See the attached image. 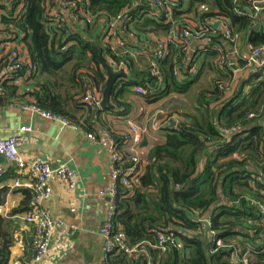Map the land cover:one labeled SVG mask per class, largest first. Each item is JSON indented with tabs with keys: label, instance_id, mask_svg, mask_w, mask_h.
Masks as SVG:
<instances>
[{
	"label": "trees",
	"instance_id": "obj_1",
	"mask_svg": "<svg viewBox=\"0 0 264 264\" xmlns=\"http://www.w3.org/2000/svg\"><path fill=\"white\" fill-rule=\"evenodd\" d=\"M9 1L12 8L22 3L26 9L24 14L20 13L12 19L2 17V20L8 21L16 34H24L21 41L25 43L29 53L31 76L37 77L33 90L24 92L23 96L31 98L27 100L28 103L61 114L80 126L86 124L90 115L98 116L101 111L125 107L119 93L114 94L121 78L113 85L110 96L112 108L101 110L82 102L86 89L96 85L101 91L107 82L106 71L93 46L94 42L98 45L97 38L89 27L91 25L84 20L87 17H79L86 23L84 30L73 31L65 23H57L44 17V0ZM147 2L148 0H89L85 10L94 24L99 18H112L126 11L129 22L136 24L134 28L137 29L140 18L149 12ZM186 2V11L180 10L184 0L175 2V18L183 12L197 11L203 6L208 9L198 13L202 23L207 19H225L229 22L233 36L250 29L253 17L243 9L246 1ZM3 7L0 5V8ZM162 21L163 16L153 19L148 17L139 26L169 34L170 25ZM204 29L208 35L218 33L211 25ZM219 38L221 36L216 37L218 40ZM252 43L255 48L264 46V31L257 34ZM106 47L97 46L103 59L107 61V55L116 62L122 59L126 65L125 80L122 83L142 85L148 91L143 95L146 98L164 97L171 92L188 96L191 86L196 82L197 77L181 80L172 75L177 62L184 66L182 73L187 69L186 52L181 45L176 44L173 56L169 57L166 53L164 58L153 60L159 75L152 73L150 63L142 65L144 69H138L128 53L113 50L108 44ZM207 56L212 59L210 65L206 64L207 68L210 66L218 76L208 90L197 91L193 109L181 112L174 125L163 127L166 132L165 140L153 145L141 160V172L132 187L118 188L115 229L124 236L128 246L145 244L150 247V264H230V250L223 247L212 251L213 243L204 235L209 226L198 222L199 219L210 211V229L229 241L238 235L249 239L242 230L247 221L259 218L250 199L264 198V194L260 195L258 190L260 188L264 191V125L258 123V111L264 102V75L254 72V77L262 80L250 90L248 97H242V93L236 91L227 98L230 83L227 77L231 75V71L217 65L220 59L217 50H208ZM159 80L163 85L160 89ZM9 83L11 82L7 79L0 84V91L3 93L0 95L5 96V100L14 97L17 90L15 85ZM71 100L74 108H85V115L74 118L69 114L67 106ZM225 130L232 132L231 139L225 138ZM113 135L111 136L115 139L118 150L123 153L125 164L128 153L119 149L118 144L121 142ZM235 155H241V159H236ZM253 175H261L262 181H257ZM5 225L6 221L0 215V264H7V254L12 244ZM189 230L193 233L186 232ZM154 231L174 235L181 246L176 244L164 254L160 253L151 247L156 242ZM108 263L149 264L144 256L129 255L125 250L115 252L103 262ZM256 264H264V252L258 255Z\"/></svg>",
	"mask_w": 264,
	"mask_h": 264
},
{
	"label": "crops",
	"instance_id": "obj_2",
	"mask_svg": "<svg viewBox=\"0 0 264 264\" xmlns=\"http://www.w3.org/2000/svg\"><path fill=\"white\" fill-rule=\"evenodd\" d=\"M184 2L180 8L181 11L187 9L188 4L186 0ZM43 4L45 9L56 10L55 12L61 17L59 23H65L73 31H83L86 25L85 20L91 25L89 27L92 28L97 38L98 45L94 42L96 46L107 48L102 39L104 18H99V21L94 24L90 15L83 20L79 18V15H74L62 8L61 0H44ZM0 5L4 6L0 8V28L12 30L13 33H16L8 21L3 22L2 17L12 19L20 13L24 14L26 9H24L22 3H19L16 8H12L9 0H0ZM204 9L208 8L201 6L197 11L192 10L181 13L178 18L173 16L175 8L172 9V21H166L165 19L163 21L164 24L171 27L169 34H165L160 30L157 32L152 31L149 27L143 29L139 26L141 23L143 24L145 18H155L150 12L140 18L137 29L134 28L136 24L132 22H129L128 27L122 31L119 25L120 36L127 44L128 55L136 64V68L144 69L142 65L152 61L156 42L169 38L172 30L181 27H188L195 31L199 30L200 18L198 13L203 12ZM260 16L261 19L254 17L251 23L256 25L260 23L263 28L261 30L260 28H257V30L249 29L237 33L234 42L229 41L224 36L220 27L213 28L218 32L216 34L208 35L201 31V35H194L191 38L185 58L187 69L184 72L185 74L181 73L179 77L181 80H190L197 77L196 82L188 92V96L171 92L164 97L146 98L135 92V84H123L125 76L120 77L122 80L118 81L114 94L119 93L120 98L126 104L125 107L120 110L101 111L98 116L90 115L86 124L79 126L78 129H72L60 122L24 113L20 105L31 99L23 96L24 92L33 90L37 77L32 78L31 76L9 83L15 85L17 90L14 97L8 100H5V96H1L3 93L0 95V136L7 138L20 135V127L29 126L31 131L26 133L27 141L19 147V152L23 158L27 161L37 158L43 159L52 168H56L61 164H68L78 172L79 180L77 187L69 193L66 192L64 185L58 179L52 180V192L40 205L48 209L53 217L60 218L63 225L53 231L46 259L34 263L32 262L34 226L24 219L33 206L38 203L34 196L32 182L25 173L17 170L14 162L6 159L0 161V167L5 169L4 174L0 177V215L6 221L5 229L12 239L7 264H103L100 226L105 212L106 199L102 198L99 192L110 183L111 164L108 139L115 134V137H118L117 139L121 142L120 145L118 144L119 149L124 150L131 136L128 122H132L140 130H144L137 147L141 160H143L149 149L156 143L164 141L166 136L163 127L159 130L151 128L150 116L156 110L162 109L165 111V117L171 119L174 125V123H177L181 112L193 109L197 91L201 89L208 90L212 81L218 76L215 70H212L210 66L209 68L206 66L207 63L210 65L212 61L207 56L208 50H217L220 55H223L230 62L234 60L233 65L237 67L236 70L232 66L228 67L231 75L227 77L228 83L230 81L227 88V98L236 91L241 92L242 97H248L250 90L262 80V78L254 77V63L251 61V59L264 60V46H261L263 49L258 55L253 54L255 46L252 40L257 34H262V31H264V25L261 21L262 15L260 14ZM213 21H218V19ZM0 33H2V30ZM22 35L24 34L17 33L15 41L9 44H5L6 41L0 36V60L6 55L8 49L13 46L18 47L21 55L30 60L25 43L21 41ZM220 36L219 40L216 39ZM176 44L178 45L174 41H169L167 46L169 57L174 55ZM106 57L108 58V55ZM112 68L116 72L122 71L120 68ZM199 72H201L200 75ZM4 73V70L0 68V78ZM105 75L108 79L106 72ZM102 91H100L101 95ZM109 102L113 105L111 98ZM67 111L74 118L85 115V108L82 106L74 108L72 100L67 106ZM258 112L260 113L258 123L264 125V102ZM89 134H92L94 139L89 138ZM231 136L232 132L225 138L229 140ZM15 181H18L19 185L15 186ZM209 213L210 211L204 213L201 218L202 221L209 220ZM202 224L205 223L202 222ZM186 232L193 233L190 230ZM204 235L209 239V230L205 231ZM178 246H181L179 241ZM145 248L147 254L129 253V255L136 254V257L142 255L150 264L152 256L148 251L149 248L146 246ZM116 255L117 253L112 257Z\"/></svg>",
	"mask_w": 264,
	"mask_h": 264
},
{
	"label": "built area",
	"instance_id": "obj_3",
	"mask_svg": "<svg viewBox=\"0 0 264 264\" xmlns=\"http://www.w3.org/2000/svg\"><path fill=\"white\" fill-rule=\"evenodd\" d=\"M176 1L177 0H148L147 6L149 7V12L153 17L158 18L159 16H163L166 21H172L171 11L175 6ZM88 4L89 0H61L62 8L72 12L74 15H83L84 17H89V14L85 10V7H87ZM245 7H249L251 9L253 18L261 14V21L264 25V0H247L244 3L243 9H245ZM45 11L46 13L44 15L48 16H46V18L57 23L60 22L61 17L57 12H55L56 10L52 9V11H50L49 9H45ZM125 13L126 11L112 18H104L105 20L102 25V39L105 44H108L113 50H120L122 53H128L125 41L119 36V25L121 27V31L128 27L129 19ZM218 21L219 27L222 29L224 36L229 39V41L234 42L236 35L233 36L229 22L225 19H219ZM214 22L215 21L212 19H207L205 23L200 22L199 30L197 31L188 27H181L177 30H172L169 38L157 41L155 50L153 51L152 61L150 62L152 73L155 75L160 74L156 63L153 60L165 57L169 41L178 43V45L183 47V50L187 51L191 38L194 35H201V31L206 33L204 27L211 25L213 28ZM1 30L2 33H0V36L3 37L4 41H6L5 44L15 41L16 33H13L12 30H5L3 28H0V31ZM262 49V47L255 48L253 54L258 55ZM251 61L254 63V72H259L264 75V60L259 61L251 59ZM0 63L2 64V70L5 72L0 78V84L7 79L10 82H15L23 78L31 77L32 64L30 63V60L25 59L24 56L21 55L18 47L13 46L9 48L6 55L1 58ZM107 63L111 67L120 68L123 72L126 71V65L122 59L119 60V62H116L111 57H108ZM217 65L222 69H225L231 66V62L223 55H220ZM183 67L182 63L177 62L173 68L172 75L174 77H180L182 70L184 69ZM162 86L163 85L159 80L158 88L160 89ZM134 90L140 95H146L148 93L147 89H145L142 85H135ZM100 101L101 92L99 88L95 86L86 90L84 96L82 97L83 103L97 108H100ZM20 106L26 114L36 115L44 119L60 122L64 126L72 129H78L80 126L77 122H74L61 114L43 109L34 103L24 102ZM252 116L253 115L251 114L250 117ZM171 125H173L171 119L165 117V111L162 109L156 110L150 116V126L153 130H159L162 127ZM128 126L131 136L124 149L128 153L127 164L124 165V167H122L124 164L123 153L118 150L116 141L112 136L108 139V150L111 164L109 174L110 183L99 192V195L106 199L105 212L100 226L103 261L120 250H125L128 253L147 254L145 244L130 247L128 246L124 236L115 229L116 202L119 197L118 188L119 186H122L125 189H130L132 187V183L141 172V156L137 147L141 141L144 130H140V128H138L135 124H132V122H128ZM30 131L31 128L24 125L20 127V135H14L7 138L0 136V155L8 161L14 162L17 170L25 173L32 182L34 196L38 203L33 206L32 210L27 213L24 219L27 223L34 226V254L32 262L38 263L45 260L48 255L53 231L57 227L63 225V221L60 218L53 217L49 210L42 207L40 203L50 196L52 192V180L58 179L64 185L66 192L69 193L77 187L79 175L78 172L68 164H61L56 168H52L47 161L40 158L32 159L30 161L24 159L19 152V147L26 143V133ZM106 133L108 134V132ZM225 134L229 135L230 131L225 130ZM88 136L89 138L94 139L92 134H89ZM235 158L240 160L241 155H235ZM4 172L5 169L0 167V177L4 174ZM253 176V178L257 181H262L261 175ZM14 185H19V182L15 181ZM258 190L260 195L263 196L264 191L261 189ZM250 202L256 207L257 212L259 213V218L253 220L250 219L246 222V226L243 228L242 232L249 236V239L247 240L238 235L235 239L226 241L217 235V231L210 229V220L204 222L202 219H199L198 221L205 223L207 227L209 226V239L211 243H213L212 251H216L223 247L230 250V264H256L258 255L264 252V198L259 197L250 199ZM155 236L156 242L151 245V247L158 249L162 254L168 251L171 246L178 244L177 237L172 234H166L159 231L156 232ZM244 241L246 242L243 243Z\"/></svg>",
	"mask_w": 264,
	"mask_h": 264
},
{
	"label": "water",
	"instance_id": "obj_4",
	"mask_svg": "<svg viewBox=\"0 0 264 264\" xmlns=\"http://www.w3.org/2000/svg\"><path fill=\"white\" fill-rule=\"evenodd\" d=\"M244 11L246 12V14H248L249 16H253V13L251 11V9L249 7H245ZM256 19H261V16H255ZM219 27V21H215L213 24V28H217ZM257 28H260V30L262 29V25L259 23L258 25H256L255 23H251L250 25V29L252 30H257ZM94 48L97 51L98 57L100 59V62L103 66V68L105 69L108 79L106 82V85L102 91V95H101V101H100V107L101 109H108V108H112L113 105L110 104L109 100H110V96H111V92L113 89V85L115 83V81L117 79H119L120 77H124L125 73L123 71H118L116 72L108 63L107 61H105L101 55V52L99 51V48H97L96 44L93 43ZM234 60H231V66L233 69H237V67H235L234 65ZM175 124V123H174ZM5 160V158L3 156L0 155V161ZM7 257H9V255L7 254Z\"/></svg>",
	"mask_w": 264,
	"mask_h": 264
},
{
	"label": "bare ground",
	"instance_id": "obj_5",
	"mask_svg": "<svg viewBox=\"0 0 264 264\" xmlns=\"http://www.w3.org/2000/svg\"><path fill=\"white\" fill-rule=\"evenodd\" d=\"M85 22V21H84ZM163 22V21H162ZM133 27V26H132ZM164 27V26H163ZM70 29V28H69ZM76 29H78V28H76ZM239 34V33H238ZM130 39V38H129ZM206 42V41H205ZM217 42V41H216ZM222 46V45H221ZM139 48V47H138ZM141 50V49H140ZM186 52V51H185ZM226 52V51H225ZM184 55V54H183ZM186 55V54H185ZM175 58V57H174ZM245 62V61H244ZM256 81V80H255ZM230 82V81H229ZM70 87V86H69ZM65 93V92H64ZM75 98V97H74ZM64 99V98H63ZM70 102V101H69ZM37 103V102H36ZM80 105V104H79ZM94 109V108H93ZM69 112V111H68ZM127 116V115H126ZM119 118V117H118ZM85 122V121H84ZM244 136V135H243ZM120 144V143H119ZM260 189V188H259ZM255 194V193H254ZM154 232H156V231H154ZM122 233V232H121ZM128 241V240H127ZM148 248H150V247H148ZM158 250V249H157ZM120 254V253H119ZM136 255V254H135ZM132 257V256H131ZM111 260V259H110ZM106 263V262H105ZM109 264V263H108Z\"/></svg>",
	"mask_w": 264,
	"mask_h": 264
}]
</instances>
